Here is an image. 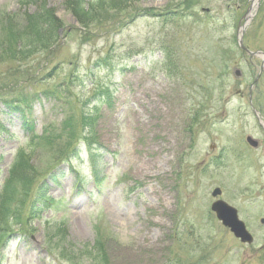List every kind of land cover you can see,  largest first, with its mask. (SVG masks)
Segmentation results:
<instances>
[{
    "label": "rangeland",
    "instance_id": "rangeland-1",
    "mask_svg": "<svg viewBox=\"0 0 264 264\" xmlns=\"http://www.w3.org/2000/svg\"><path fill=\"white\" fill-rule=\"evenodd\" d=\"M45 16L48 62L35 82L1 62L0 97H71L0 103V264H93L98 243L112 264H264V0H0V49Z\"/></svg>",
    "mask_w": 264,
    "mask_h": 264
},
{
    "label": "trees",
    "instance_id": "trees-1",
    "mask_svg": "<svg viewBox=\"0 0 264 264\" xmlns=\"http://www.w3.org/2000/svg\"><path fill=\"white\" fill-rule=\"evenodd\" d=\"M53 19H49L47 16H45L41 21H38L39 24H28L23 28V31L18 32L14 35V39L12 40V44L10 41V44L8 45V48H3L0 49V63L5 62V61H12L16 64H19L17 71L20 73H24L25 71H28L27 74L31 73V77L28 76L27 79L33 80L32 77L37 76L36 72H40L43 70V64L38 63L43 59H48L50 55H46L44 57L42 56H37L42 52L43 50H49L52 48L57 41V34H56V26L52 28L50 26V21ZM45 27H42L44 26ZM49 27V33L48 35L44 34L46 32V29ZM20 42V43H18ZM53 51V49L51 50ZM49 54H51L49 52ZM29 61V62H27ZM47 61V60H46ZM11 62V63H12ZM26 63L24 65V69H21V66L23 65L22 63ZM48 62V61H47ZM22 64V65H21ZM15 68V67H14ZM42 68V69H41ZM6 72L2 73L0 76L5 77ZM7 78V77H6ZM5 78V80H7ZM34 82L36 80H33ZM32 81V82H33ZM22 81L21 83H23ZM18 82H11L9 85L7 84L6 90H9V92L4 93L2 95L3 98L0 97V103L4 105L6 108H9L12 111H17L21 114L29 112L32 104L36 99L40 97L52 99L53 102L64 104L68 103L67 99H70V94L67 93L70 92L68 90L65 93H62L61 91H56L55 89H45L42 91H34V90H26L27 85H29L28 81H25L26 85L23 84H18ZM6 85V83H5ZM20 88V89H19ZM2 94V93H1ZM102 95H105L104 97V102L110 104L111 101L113 100V97L111 94L105 93V91L101 92ZM73 102V101H70ZM72 115V120H73ZM25 118V116H22ZM81 121L85 120L84 115L80 117ZM27 125L29 123H26ZM25 124V125H26ZM26 125V126H27ZM67 126V125H66ZM73 126V122H72ZM69 130L71 136L72 135V129L67 126V129ZM90 254L92 255L91 258L94 259L93 264H112V257H111V252L107 250L105 247L104 243H98L97 246H94L92 250L90 251ZM174 264V263H172Z\"/></svg>",
    "mask_w": 264,
    "mask_h": 264
},
{
    "label": "water",
    "instance_id": "water-1",
    "mask_svg": "<svg viewBox=\"0 0 264 264\" xmlns=\"http://www.w3.org/2000/svg\"><path fill=\"white\" fill-rule=\"evenodd\" d=\"M241 46H243L242 36L239 39ZM245 49V48H244ZM236 74L240 75V71H237ZM248 142L253 146L257 145V142L251 137H248ZM221 194V189L216 188L212 192L213 197H217ZM212 210L216 213V216L222 224L229 228L236 238H239L244 243H252L253 236L248 232L246 224L239 218L238 210L225 202L224 200L218 199L212 204ZM264 223V219L262 220Z\"/></svg>",
    "mask_w": 264,
    "mask_h": 264
},
{
    "label": "bare ground",
    "instance_id": "bare-ground-1",
    "mask_svg": "<svg viewBox=\"0 0 264 264\" xmlns=\"http://www.w3.org/2000/svg\"><path fill=\"white\" fill-rule=\"evenodd\" d=\"M255 3H256V1H254ZM253 8V7H252ZM251 8V10H250V14L252 13V11H253V9Z\"/></svg>",
    "mask_w": 264,
    "mask_h": 264
}]
</instances>
